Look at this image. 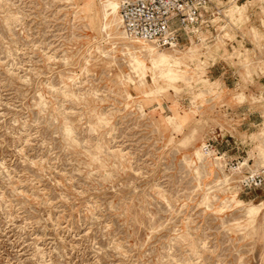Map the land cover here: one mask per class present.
<instances>
[{"label": "rangeland", "instance_id": "obj_1", "mask_svg": "<svg viewBox=\"0 0 264 264\" xmlns=\"http://www.w3.org/2000/svg\"><path fill=\"white\" fill-rule=\"evenodd\" d=\"M107 1L0 0V264H264V0L213 1L174 51Z\"/></svg>", "mask_w": 264, "mask_h": 264}, {"label": "built area", "instance_id": "obj_2", "mask_svg": "<svg viewBox=\"0 0 264 264\" xmlns=\"http://www.w3.org/2000/svg\"><path fill=\"white\" fill-rule=\"evenodd\" d=\"M212 0H121L119 17L127 39L152 45L156 49H174L181 32L203 21ZM212 147L205 146L204 153ZM252 180H254L252 178Z\"/></svg>", "mask_w": 264, "mask_h": 264}, {"label": "bare ground", "instance_id": "obj_3", "mask_svg": "<svg viewBox=\"0 0 264 264\" xmlns=\"http://www.w3.org/2000/svg\"><path fill=\"white\" fill-rule=\"evenodd\" d=\"M212 1H215V0H212ZM118 9H119V5L117 1H114V0H108L103 5V8H102L104 17L106 19H111V22H112L111 27H110L111 31H112V24L117 23V20H118L117 19L119 16ZM118 26L119 25H117V27ZM116 30H118V28H116ZM119 38L129 43L132 42L131 40L126 38L124 33L120 34ZM125 49L128 51L130 55L133 54V52H131V47H129L128 45H125ZM132 49H137V52H134V54L130 56L132 59L131 66L134 70H136L137 72L139 71L141 73L142 77H139V78H145L146 70L150 73L153 83H156L157 78L159 77L164 78V79L169 78L170 80H183L186 78L184 76V73L181 71V67H180L181 62L179 58H176L173 55L167 54V53L166 54L165 53L156 54L154 52V49L149 48V47H143V48L132 47ZM158 50L164 51L167 49H158ZM172 50L174 51V49ZM146 61L148 62L149 65L146 64ZM71 132L69 131V133ZM196 155L201 160V156L198 153ZM257 210L258 209L255 207L249 208L248 209L249 216L256 213Z\"/></svg>", "mask_w": 264, "mask_h": 264}]
</instances>
